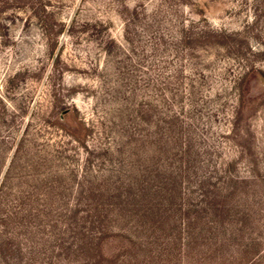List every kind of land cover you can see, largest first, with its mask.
Returning <instances> with one entry per match:
<instances>
[{
    "label": "rangeland",
    "instance_id": "374dc122",
    "mask_svg": "<svg viewBox=\"0 0 264 264\" xmlns=\"http://www.w3.org/2000/svg\"><path fill=\"white\" fill-rule=\"evenodd\" d=\"M219 30L224 45L203 43ZM1 182L0 264H25V248L78 220L89 232L110 196L141 183L136 204L168 210L182 239L187 211L223 208L225 246L203 264H264V0H25L1 13ZM120 244L106 238L101 254Z\"/></svg>",
    "mask_w": 264,
    "mask_h": 264
},
{
    "label": "trees",
    "instance_id": "16d2710c",
    "mask_svg": "<svg viewBox=\"0 0 264 264\" xmlns=\"http://www.w3.org/2000/svg\"><path fill=\"white\" fill-rule=\"evenodd\" d=\"M23 9H25V0H0V14L9 10ZM228 33L224 30L212 31L210 32L212 38L202 42L209 45L212 43L224 45L223 39L228 38ZM238 97L241 99L240 92ZM142 185V183L139 184L136 191L125 197L121 194L110 196L106 206L109 216H101L99 222H92L89 232L80 226L85 223L81 219L74 223L73 228L69 224L63 232L55 233L53 237H50L49 242L43 243L42 247L25 248L27 249L25 253L28 254L25 264H203L209 261L210 257L214 259L220 248L225 246L224 242L219 244L216 232L217 219L223 212V208L209 202L201 210L195 211V217L190 216L187 211L185 233L182 234L184 239H182L180 231L177 230L179 225H175V221H172V224L169 223L171 216L168 210L155 207L150 200L146 203L141 202L139 206L136 204L135 199L143 198L145 195L143 190L148 193L150 191L144 189ZM2 188L1 182L0 195ZM130 190L131 188H128L129 192ZM205 195L201 193L200 196L205 199ZM1 196L0 252L9 250L10 246V238H6L5 235L8 214H1V209L3 213H7L8 210L2 203ZM129 197H131L130 200H128ZM200 211L210 216V220L203 223L199 215ZM112 225H115V229ZM162 225H166V230ZM30 234L31 232L26 231L25 226V235L30 237L32 242L35 239L42 240L40 236L35 234L29 236ZM106 238L121 241L120 247L110 257H104L100 251L101 243ZM210 241L215 244L208 248L204 247L209 245ZM34 255H37L35 261Z\"/></svg>",
    "mask_w": 264,
    "mask_h": 264
}]
</instances>
